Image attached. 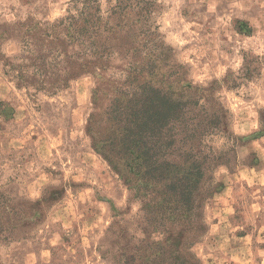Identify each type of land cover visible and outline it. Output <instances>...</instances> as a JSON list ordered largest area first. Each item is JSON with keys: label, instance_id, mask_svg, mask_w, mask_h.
<instances>
[{"label": "rangeland", "instance_id": "obj_1", "mask_svg": "<svg viewBox=\"0 0 264 264\" xmlns=\"http://www.w3.org/2000/svg\"><path fill=\"white\" fill-rule=\"evenodd\" d=\"M152 1L144 20L123 18V59L116 54L107 77H120L130 59L124 53L136 44L142 57L151 51L159 58L155 86L191 84L197 94L218 97L238 139H206L228 151L231 163L213 173L214 192L199 208L203 230L191 251L200 264H264V64L234 88L224 82L240 75L245 56L264 55V1ZM69 5L0 0V52L20 51L12 33L19 22H53ZM97 80L84 74L51 94L17 87L0 65V102L10 110L0 118V223L13 227L0 239V264H123L125 248L143 238L142 202L123 179L121 161L113 167L95 145L110 138L119 148L122 140L103 113L117 97L115 87L105 86L95 99ZM127 90L124 84L121 91Z\"/></svg>", "mask_w": 264, "mask_h": 264}, {"label": "trees", "instance_id": "obj_2", "mask_svg": "<svg viewBox=\"0 0 264 264\" xmlns=\"http://www.w3.org/2000/svg\"><path fill=\"white\" fill-rule=\"evenodd\" d=\"M69 4L66 15L53 22L27 19L12 29L21 47L13 56L0 52L3 73L17 87L51 94L88 73L98 79L95 99L105 86H114L117 97L103 113L119 126L121 146L114 148L110 138H99L95 145L113 167L114 161H121L123 179L133 197L141 200L143 212V238L130 251L125 248L123 264H200L191 251L203 230L199 208L214 192L216 168L231 163L228 151L215 149L206 139L217 135L238 139L228 128L229 111L218 97L197 94L199 88L191 84L178 90L155 86L159 58L151 51L142 57L136 44L124 53V59L130 57L121 69L124 76L107 77L116 54L123 59V18L144 20L154 1L69 0ZM145 32L153 38L149 43L157 46L155 33ZM146 57L152 62L145 70ZM262 64L264 55L245 56L240 75L228 74L226 86L234 88L238 79L251 78ZM124 84L130 90L121 91ZM9 111L0 102V118L6 119ZM92 123L88 128L95 139ZM12 232L13 227L0 223V239Z\"/></svg>", "mask_w": 264, "mask_h": 264}]
</instances>
